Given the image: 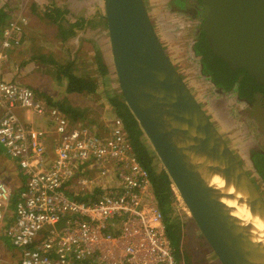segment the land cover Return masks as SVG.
<instances>
[{
	"label": "built area",
	"instance_id": "obj_1",
	"mask_svg": "<svg viewBox=\"0 0 264 264\" xmlns=\"http://www.w3.org/2000/svg\"><path fill=\"white\" fill-rule=\"evenodd\" d=\"M28 21L23 10L7 20L0 66L22 45ZM103 131L0 78V147L24 177L16 195L0 179V231L5 225L19 264H177L150 173L123 121ZM94 189L101 193L93 201L78 199Z\"/></svg>",
	"mask_w": 264,
	"mask_h": 264
},
{
	"label": "water",
	"instance_id": "obj_2",
	"mask_svg": "<svg viewBox=\"0 0 264 264\" xmlns=\"http://www.w3.org/2000/svg\"><path fill=\"white\" fill-rule=\"evenodd\" d=\"M213 56L264 87V0H201ZM113 67L136 119L197 229L221 264H264V197L172 63L144 0H104ZM244 194L263 233L236 220L205 174Z\"/></svg>",
	"mask_w": 264,
	"mask_h": 264
},
{
	"label": "rangeland",
	"instance_id": "obj_3",
	"mask_svg": "<svg viewBox=\"0 0 264 264\" xmlns=\"http://www.w3.org/2000/svg\"><path fill=\"white\" fill-rule=\"evenodd\" d=\"M10 1L0 0V8L9 9ZM12 1L16 9H31L34 15L23 29V47L17 48L21 47L22 52H19L16 64L24 62V59L31 61L23 67L27 68V72L22 76V84L43 94L46 102L47 98L56 101L65 98L80 109H90L91 111H86L88 120H80L76 124L103 133L106 124L118 118L110 113L102 93L96 94L99 97L67 93L56 81L54 65L39 64L34 62L33 57L44 55L46 61H70L75 64L78 73L90 71L94 74V63L96 64V56L100 53L111 74L113 90H120L113 67L108 28L103 18L104 0ZM32 1L35 3L33 8ZM178 1L144 0L154 29L174 66L264 197V184L252 159L256 153H264V109L259 101L242 103L235 93L218 91L203 74L201 57L195 53L194 46L201 39L207 9L199 0H184V8L177 4ZM52 4L65 9L70 21L83 18L89 20L90 24L87 28L78 30L75 36L62 41L57 36L58 27L43 17L46 7ZM92 121L95 123H91ZM156 164L163 169L158 158ZM17 167L0 147V179L10 185L12 195H16L23 186L21 171ZM172 189L175 190L173 186ZM173 210L172 217L178 216L183 233L180 248L177 247L174 254L177 264H221L192 221L180 197H176ZM4 228L5 225L0 231V264H19L20 254L3 235Z\"/></svg>",
	"mask_w": 264,
	"mask_h": 264
},
{
	"label": "trees",
	"instance_id": "obj_4",
	"mask_svg": "<svg viewBox=\"0 0 264 264\" xmlns=\"http://www.w3.org/2000/svg\"><path fill=\"white\" fill-rule=\"evenodd\" d=\"M199 1L201 2V0ZM177 4L181 8L185 7L184 0H179ZM67 13L65 9L62 10L54 4L47 6L43 12V17L58 27L57 36L62 41H66L68 38L75 36L78 30L87 28L90 24L89 20H84L83 18H79L75 22H72L68 19ZM11 16L12 15H8L7 11L0 8V31L4 29L3 27L6 26V21L9 20ZM105 24L107 25L106 20ZM202 33L203 39H200L201 41L199 40L200 42L195 44L194 51L201 57L203 74L212 81L216 88L227 93L235 91L239 99L246 103L259 101L264 109V87L258 85L247 72L243 70L231 71L225 63L213 56L209 49L205 34L204 32ZM43 57L44 55L41 57L34 56L33 60L39 64L50 63L54 65L56 68V81L58 85L65 88L67 93L84 94L93 97L97 96L96 94L98 93H102L109 105L110 113L123 121L128 136L132 141V146L138 161L150 173L155 198L164 216L167 234L171 240L175 254L176 248H180L183 235L180 221H178L177 218L178 216L172 217L176 200L175 192L172 189V184L165 170L158 168L156 164L157 156L151 145L148 144V140L140 129L136 119L125 104L120 90H113L111 86V74L102 55L98 53L96 56V64L94 63L97 75H95L96 72L92 74L90 71H85L83 74L78 73L75 64L70 61L66 63L46 61ZM33 91L39 99L43 98V94H40L35 89H33ZM44 99L45 98L42 100ZM46 103L50 107L57 108L72 122L76 123L80 120H88L86 111L90 109H80L65 98L61 101L47 98ZM91 123L95 122L92 121ZM252 159L254 168L264 184V153H256Z\"/></svg>",
	"mask_w": 264,
	"mask_h": 264
},
{
	"label": "bare ground",
	"instance_id": "obj_5",
	"mask_svg": "<svg viewBox=\"0 0 264 264\" xmlns=\"http://www.w3.org/2000/svg\"><path fill=\"white\" fill-rule=\"evenodd\" d=\"M205 177L208 183L214 187L217 193L223 198L225 205L230 209L232 216L246 226L250 233H263V225L260 217L250 211L247 206L244 194L238 189L229 185L226 178L218 169H210Z\"/></svg>",
	"mask_w": 264,
	"mask_h": 264
},
{
	"label": "crops",
	"instance_id": "obj_6",
	"mask_svg": "<svg viewBox=\"0 0 264 264\" xmlns=\"http://www.w3.org/2000/svg\"><path fill=\"white\" fill-rule=\"evenodd\" d=\"M25 1H27V0H25ZM29 1V0H28ZM31 7L33 8V7H35V3H34V1H32L31 2ZM9 9H7V10H5V11H7L8 12V15H14V13L16 12V7H15V4L13 3V1L11 0L10 1V3H9V7H8ZM13 10H15V11H13ZM18 12V11H17ZM27 15H28V17H29V20L31 21V17L32 16H34L33 15V11L30 9L29 10V12H27ZM6 24H7V21H6ZM4 28V27H3ZM3 30V29H2ZM156 31V30H155ZM2 31H0V41H1V38H2ZM156 34H157V31H156ZM157 36H158V34H157ZM23 38H24V35H23ZM27 38V37H26ZM159 38V37H158ZM21 47H23V46H21ZM21 47L19 48V49H15V50H13V51H10L9 52V55H10V61L8 62V63H6V64H4V65H2V66H0V78H5V79H7V80H9V81H17V82H19V83H24L23 82V79H22V76L25 74V72H27V68H23L24 66H26L28 63H31V61H30V59H28V60H26V59H24V62H20V63H18V64H16L17 62H18V57H19V52L21 53L22 51V49H21ZM164 47V46H163ZM164 49H165V47H164ZM166 52H167V50H165ZM167 54H168V52H167ZM168 56H169V54H168ZM169 58H170V56H169ZM171 59V58H170ZM171 61H172V59H171ZM172 63H173V61H172ZM187 86H188V84H187ZM189 87V86H188ZM190 88V87H189ZM11 161V160H10ZM14 165H16V163L15 162H13V161H11ZM17 166V165H16ZM17 168H19V167H17ZM20 170V169H19ZM18 171V170H17ZM20 173V172H19ZM0 176H1V174H0ZM21 177H22V181H24V177L21 175ZM23 184V183H22ZM24 185V184H23ZM24 188H23V186H22V188L20 189V190H23ZM19 190V191H20ZM95 191H93V194H92V196L90 197L89 195H88V193L87 194H82V193H79L80 194V196L78 197V199H80V200H84V199H89L90 198V200H92L93 201V199L92 198H94V197H97L101 192L99 191V190H96V189H94ZM18 191V192H19ZM17 192V193H18ZM89 197V198H88Z\"/></svg>",
	"mask_w": 264,
	"mask_h": 264
},
{
	"label": "flooded vegetation",
	"instance_id": "obj_7",
	"mask_svg": "<svg viewBox=\"0 0 264 264\" xmlns=\"http://www.w3.org/2000/svg\"><path fill=\"white\" fill-rule=\"evenodd\" d=\"M202 32H203V31H202ZM202 32H201V33H202ZM201 37H202V38H201V40H202V39H203V33H202ZM201 40H200V41H201ZM200 41H198L197 43H199ZM197 43H196V44H197ZM216 89H217L218 91L224 92V91H222V90H220V89H218V88H216ZM234 92H235V91H233V93H234ZM226 93H227V92H226ZM235 94H236V98L239 99L238 94H237L236 92H235ZM239 100H240V99H239ZM240 102H242V103H246L245 101H242V100H240Z\"/></svg>",
	"mask_w": 264,
	"mask_h": 264
},
{
	"label": "clouds",
	"instance_id": "obj_8",
	"mask_svg": "<svg viewBox=\"0 0 264 264\" xmlns=\"http://www.w3.org/2000/svg\"><path fill=\"white\" fill-rule=\"evenodd\" d=\"M15 10H16V12L19 11V10H23L24 13H25V15H26V17H27V19L29 20V17H28V15H27V12H29V11H27L26 9H24V7H20L19 9H15ZM15 10H13V11H15ZM29 21H30V20H29Z\"/></svg>",
	"mask_w": 264,
	"mask_h": 264
}]
</instances>
